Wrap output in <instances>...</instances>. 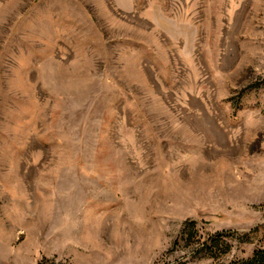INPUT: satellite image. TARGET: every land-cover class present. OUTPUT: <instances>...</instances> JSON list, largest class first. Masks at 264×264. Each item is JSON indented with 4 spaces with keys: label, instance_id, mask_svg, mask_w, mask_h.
I'll list each match as a JSON object with an SVG mask.
<instances>
[{
    "label": "rangeland",
    "instance_id": "obj_1",
    "mask_svg": "<svg viewBox=\"0 0 264 264\" xmlns=\"http://www.w3.org/2000/svg\"><path fill=\"white\" fill-rule=\"evenodd\" d=\"M263 246L264 0H0V264Z\"/></svg>",
    "mask_w": 264,
    "mask_h": 264
},
{
    "label": "trees",
    "instance_id": "obj_2",
    "mask_svg": "<svg viewBox=\"0 0 264 264\" xmlns=\"http://www.w3.org/2000/svg\"><path fill=\"white\" fill-rule=\"evenodd\" d=\"M195 230L196 223L194 221L189 222L184 229V235L182 237H185L186 235L188 239H192L194 237ZM221 236L222 234H218L217 238L213 240L212 247L210 248V254L213 257H218L229 251L230 246L222 240ZM205 245L208 247V244ZM229 264H264V246L256 249L251 257L239 259Z\"/></svg>",
    "mask_w": 264,
    "mask_h": 264
}]
</instances>
